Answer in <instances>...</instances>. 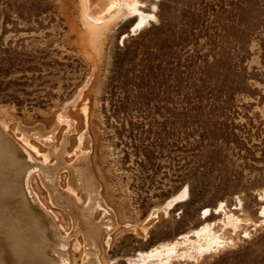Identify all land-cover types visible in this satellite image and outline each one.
<instances>
[{"label": "rangeland", "instance_id": "obj_1", "mask_svg": "<svg viewBox=\"0 0 264 264\" xmlns=\"http://www.w3.org/2000/svg\"><path fill=\"white\" fill-rule=\"evenodd\" d=\"M82 3L0 0L8 133L40 161L39 125L68 138V162L89 151L118 223L102 264H264V0H123L97 39ZM30 185L70 241L51 254L91 263L36 174Z\"/></svg>", "mask_w": 264, "mask_h": 264}, {"label": "bare ground", "instance_id": "obj_2", "mask_svg": "<svg viewBox=\"0 0 264 264\" xmlns=\"http://www.w3.org/2000/svg\"><path fill=\"white\" fill-rule=\"evenodd\" d=\"M82 1L83 23L94 39L99 37L96 34L98 31L102 32L104 28L106 29L103 32L106 31L112 23L122 17L121 2L123 0H95V5L100 11L90 10L89 0ZM92 42L95 41L92 40ZM26 128L20 126L23 132L27 130ZM31 131L36 135L35 138L42 141L47 148L44 161L33 158L31 153L24 149L26 147L20 146L8 133L4 123L0 121L1 263L59 264V258L51 254L52 244L56 241H60L63 245L68 244V238H64L60 233L58 236L55 235V222L31 188L30 179L36 174L46 188L51 204L62 208L74 222L72 234L83 235L87 243L93 246L94 251L89 253V258L92 255V262L85 264H102L97 248L101 233L104 229L114 230L118 227V223L113 210L101 194V188L92 169L89 151L81 153L76 160L68 162L65 159L69 143L67 137L58 144L53 136L54 133L40 125ZM84 138H87L88 143L91 142L88 132H85ZM49 158L50 162L53 158L52 164L48 161ZM63 174L66 175L67 180L65 188L61 186ZM98 208H103L109 216L107 220L100 223L94 220Z\"/></svg>", "mask_w": 264, "mask_h": 264}]
</instances>
